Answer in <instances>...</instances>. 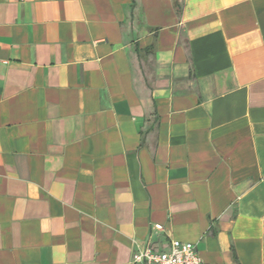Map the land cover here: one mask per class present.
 <instances>
[{
	"label": "crops",
	"instance_id": "0c3cea01",
	"mask_svg": "<svg viewBox=\"0 0 264 264\" xmlns=\"http://www.w3.org/2000/svg\"><path fill=\"white\" fill-rule=\"evenodd\" d=\"M135 237L264 264V0H0V264Z\"/></svg>",
	"mask_w": 264,
	"mask_h": 264
},
{
	"label": "built area",
	"instance_id": "2783aa9c",
	"mask_svg": "<svg viewBox=\"0 0 264 264\" xmlns=\"http://www.w3.org/2000/svg\"><path fill=\"white\" fill-rule=\"evenodd\" d=\"M155 229L161 230L162 224ZM132 264H203L193 242L172 238L166 246L150 238H133Z\"/></svg>",
	"mask_w": 264,
	"mask_h": 264
}]
</instances>
